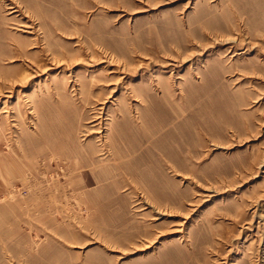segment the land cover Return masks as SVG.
Segmentation results:
<instances>
[{
	"label": "rangeland",
	"instance_id": "rangeland-1",
	"mask_svg": "<svg viewBox=\"0 0 264 264\" xmlns=\"http://www.w3.org/2000/svg\"><path fill=\"white\" fill-rule=\"evenodd\" d=\"M0 88V264H264V0H0Z\"/></svg>",
	"mask_w": 264,
	"mask_h": 264
},
{
	"label": "bare ground",
	"instance_id": "bare-ground-1",
	"mask_svg": "<svg viewBox=\"0 0 264 264\" xmlns=\"http://www.w3.org/2000/svg\"><path fill=\"white\" fill-rule=\"evenodd\" d=\"M110 73H113V71L110 70ZM110 73H109V74H110ZM26 78H27V76L25 75V77L22 78V81L25 80ZM1 92H3V91H2V89L0 88V94H1ZM3 106H4V105H3ZM97 124H98V123H97ZM97 128H98V127H97ZM98 134H99V133H98ZM83 153H84V152H83Z\"/></svg>",
	"mask_w": 264,
	"mask_h": 264
}]
</instances>
